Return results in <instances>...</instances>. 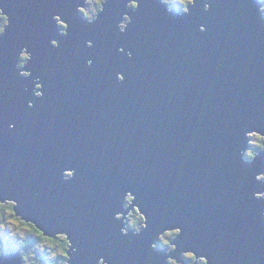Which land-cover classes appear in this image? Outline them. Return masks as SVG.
Listing matches in <instances>:
<instances>
[{
    "label": "water",
    "instance_id": "water-1",
    "mask_svg": "<svg viewBox=\"0 0 264 264\" xmlns=\"http://www.w3.org/2000/svg\"><path fill=\"white\" fill-rule=\"evenodd\" d=\"M87 1L0 0V202L69 264H264L263 0Z\"/></svg>",
    "mask_w": 264,
    "mask_h": 264
},
{
    "label": "flooded vegetation",
    "instance_id": "flooded-vegetation-1",
    "mask_svg": "<svg viewBox=\"0 0 264 264\" xmlns=\"http://www.w3.org/2000/svg\"><path fill=\"white\" fill-rule=\"evenodd\" d=\"M92 5H93V2H92V0H88L87 1V5L83 8V11H84V13L87 15V16H89V14H88V9H90V8H92ZM102 7V2L101 3H99L98 4V7L96 8V10H99L100 8ZM90 18H91V15H90ZM27 59V56H26V53L24 54V56L22 55V58H21V63H20V67H22V65H23V63H24V61ZM40 89L41 88V85L40 84H38V86H37V89ZM41 92V91H40ZM40 92H38L37 94L38 95H40L41 93ZM30 99V98H29ZM26 100V101H29V105H30V103H31V101L30 100ZM252 140H253V142H254V144L255 145H252V144H250L251 145V147L248 149L249 150V152H254L253 154H251V158L258 152V151H260L261 149L262 150H264L263 148H264V138L263 137H261V136H259V135H254L253 137H252ZM261 147V148H260ZM259 148V149H258ZM256 149H258L257 151H255ZM249 152H248V154H249ZM68 174H70V173H68ZM69 176V175H68ZM132 201V198L131 199H127V203H126V206L128 205V204H130L131 203V201ZM131 206V205H130ZM130 206H128V207H130ZM127 207V208H128ZM126 215V216H125ZM125 215H122V216H120V217H123L125 220H126V230L127 229H134V230H136V231H139V229H143L144 228V226H145V217L143 216V214L138 210V208L135 206V208H131L130 209V213L129 214H125ZM21 222H24V221H22L21 220ZM25 228H27V230L30 232V234H32V235H36L37 234V238L39 239V240H43V242H44V244L45 245H42V247L40 248V249H42L43 250V252L42 251H39V252H36L35 254L37 255V257L39 256V257H42L43 255H45V251H47V253H48V256H47V259H40V261H41V264H54L55 262H56V259L58 258V257H60V256H64V253L63 254H61L60 252H61V250H63V246H56V250L54 251H49L48 249L49 248H52V247H55V245H57V243H58V241L57 242H54V240H52V237H48V236H44V234L40 231V230H38L37 228V232H35L34 231V228H32L31 227V225H25V224H23V223H21V229H25ZM34 232V233H32V232ZM39 233L40 234H42L44 237H47L49 240H51L53 243H54V245L53 246H49V244L50 243H52V242H50V241H46V239L44 240V238L42 239L40 236H39ZM176 234H177V232L176 233H174L173 231L172 232H170V233H165L163 236H162V238H161V241L160 242H158L157 244H155V245H164L165 243H164V236H167V237H171L172 235H174L173 236V238H172V240L174 239V237L176 236ZM58 236V235H57ZM56 236V237H57ZM60 236H62V235H60ZM63 236H65V235H63ZM54 238V237H53ZM172 240H171V243L170 244H168V245H172ZM10 241H13L14 242V240H10ZM47 242H50V243H47ZM62 242V241H61ZM164 243V244H163ZM10 245H7V247H9ZM6 247V246H5ZM11 247L12 248H14L15 250H20V247H16V246H12L11 245ZM164 247H168L167 246V244H165V246ZM22 249H24V248H22ZM52 249H54V248H52ZM68 250V249H67ZM50 252V253H49ZM54 253V256L53 257H49V255H52ZM38 257V258H39ZM171 258V257H170ZM170 258H169V262L172 264V261L170 260ZM34 260V257H31L30 258V262H31V264H35V262L33 261ZM25 262H26V257H24V263L23 264H25ZM64 262H61V263H59V264H63ZM56 264V263H55ZM184 264H190V263H185L184 262ZM202 264H206V262L205 261H203L202 262Z\"/></svg>",
    "mask_w": 264,
    "mask_h": 264
},
{
    "label": "rangeland",
    "instance_id": "rangeland-1",
    "mask_svg": "<svg viewBox=\"0 0 264 264\" xmlns=\"http://www.w3.org/2000/svg\"><path fill=\"white\" fill-rule=\"evenodd\" d=\"M103 1L104 0H92V2H93V8L88 9V14H89L88 17L90 18V15H91V18L90 19H94L95 18L96 14L101 9L100 8L99 10H96V8L98 7V4L101 3V2H103ZM177 2L182 3L183 5L186 6V5H188L191 2V0H177ZM183 5H180L178 3H175V1L173 2V7H177L179 9H182L183 8ZM130 6L132 7L134 5H132V3H131ZM263 7H264V0H263ZM4 25H5V23H4ZM1 28L2 27H0V30H2ZM24 54H23V56H24ZM26 56H27V54H26ZM250 144L255 145L254 142H253V140L250 142ZM248 152H249V150H248ZM131 198L133 199V195L132 194H129L128 195V200L131 199ZM132 201H131L130 205L132 204ZM120 216H121V214H120ZM2 231H3V229L0 232H2ZM139 231H141V229H139ZM174 233H176V232H174ZM4 235H8L13 240L16 237H18V240L20 241V243L18 242V245H20V250L22 251L23 256L27 258L26 264H31V262H30V258L31 257H34V260L33 261L35 262V264H41L40 259L37 257V255L35 254V252H37V250L40 249L42 247V245H45L44 244L45 241L43 242V241L39 240L37 238V234H36L34 237H35V242L37 244H35L33 248H31V246H29L28 247L29 249H26V248L25 249H22L23 248L21 246L22 245V239H24L27 235H31V234L27 230V228L21 229V221L19 222V221H8L7 220V225L5 226V229H4ZM39 236H40V233H39ZM41 236H43V235H41ZM32 238L33 237H31V239ZM165 240H167V236H164V241ZM46 241L52 242L51 240H49L47 238H46ZM50 242H47V243H50ZM53 245H54L53 242L49 244L50 247L53 246ZM56 246L57 245H55V247H52L54 249L49 248L48 250L50 252L53 251V250L55 251L57 249ZM167 246H168L167 247L168 248V251L174 252L173 250L175 249L174 248L175 246L173 244L172 245H167ZM53 256H54V253L52 255H49V257H53ZM188 258H191V260L184 261L185 263L194 264L196 262V260H197L192 252H191V254H188ZM171 261H172V264H175V260H171ZM198 261H199V263L202 264V262L205 261V258L204 257H201V258L198 259ZM66 262H67V260H64V264ZM68 264H69V262H68ZM101 264H107V263L101 260ZM177 264H182V263L181 262H177Z\"/></svg>",
    "mask_w": 264,
    "mask_h": 264
},
{
    "label": "trees",
    "instance_id": "trees-1",
    "mask_svg": "<svg viewBox=\"0 0 264 264\" xmlns=\"http://www.w3.org/2000/svg\"><path fill=\"white\" fill-rule=\"evenodd\" d=\"M175 1V0H174ZM171 2V0L169 1ZM92 8H93V5H92ZM4 23L6 24L7 23V20L6 18L4 17L3 20L1 19L0 17V27H2L1 29H3V25ZM261 148V147H260ZM259 149V148H258ZM258 149H256L255 151H257ZM254 152H249L250 156L251 154H253ZM7 220L8 221H21V218L20 217H17L15 214H14V211H13V203L12 202H7V203H1L0 202V231L3 229L2 232H0V251L7 245H11L12 246H16V247H20V245H18V242L20 243V241L18 240V237H16L14 239V242L13 241H10V240H13L11 239V237H9L8 235H4V229H5V226L7 225ZM23 221V220H22ZM25 225H31L32 228H34V231L37 232V229H36V226L32 223H29V222H21ZM30 231V230H29ZM32 232V231H31ZM34 233V232H32ZM42 234H40V237L44 240L47 238V237H44V236H41ZM35 235L32 236L31 235H27L24 239H22V247L25 249H29L28 247L31 246V248L34 247L35 244H37L35 242ZM174 235H172L171 237H167V240L164 241L165 244H170L171 243V240L173 238ZM31 237H33L31 239ZM48 239V238H47ZM52 240H54V242H57V246H63V250H61V254L64 253V256H60L56 259V264H59L61 262H64V260H67V249L69 248V241L67 240V238L65 236H60L58 235L57 237H52ZM43 241V240H42ZM62 241V242H61ZM163 243V244H164ZM164 244V245H165ZM27 246V247H26ZM39 251H42V249H38L37 252ZM36 253V252H35ZM47 256H48V253L47 251H45V255H43L42 257H39V259H47ZM41 262V261H40ZM54 263V264H55Z\"/></svg>",
    "mask_w": 264,
    "mask_h": 264
},
{
    "label": "clouds",
    "instance_id": "clouds-1",
    "mask_svg": "<svg viewBox=\"0 0 264 264\" xmlns=\"http://www.w3.org/2000/svg\"><path fill=\"white\" fill-rule=\"evenodd\" d=\"M162 2L164 3V4H166V5H168L169 6V10H171L172 9V7H173V2H174V0H171V2H169V0H162ZM175 3H178V4H180V5H183L182 3H179V2H177V0H175ZM195 3V0H191V3L189 4V5H193ZM131 5V2H130V4H129V7L130 8H132V9H136L137 7H135V8H133V7H131L130 6ZM189 5L186 7L185 5H183V13H188L189 12ZM210 8H211V5L210 4H206L205 5V10L207 11V10H210ZM261 12L262 13H264V7H262L261 8ZM127 15H125V17H126ZM124 17V18H125ZM56 18V17H55ZM131 20V19H130ZM130 20L127 22V24L130 22ZM124 23V21L120 24V29H121V31L123 32V31H125L126 30V28H127V25H126V27H121V25ZM201 31H205L206 29L203 27V26H201V29H200ZM53 44V43H52ZM88 46L89 47H91L92 46V42L91 41H89L88 42ZM121 51H123V49L121 48L120 49ZM128 55H129V57H131L132 56V53L129 51V53H128ZM88 65L89 66H91L92 65V63H93V61L92 60H89L88 62ZM24 76V75H23ZM24 77H26V76H24ZM37 79H39V78H37ZM118 79L121 81V82H123L124 81V79H125V77H124V75L123 74H118ZM40 92V91H39ZM41 94L40 95H38L37 94V92H36V95L38 96V97H42V95H43V93L42 92H40ZM30 107L31 106H33L31 103H30V105H29ZM13 127H14V125H13ZM250 155V154H249ZM251 157V156H250ZM73 172H74V170H73ZM74 177V175L71 177V178H73ZM65 178L66 179H69L68 177H66L65 176ZM145 227H146V225H145ZM122 231L125 233V234H127V231L128 230H126V228L125 229H122ZM140 231H136V233H139ZM154 247V246H153ZM69 249V248H68ZM67 253H68V250H67ZM67 259H68V255H67ZM168 264H169V262H168Z\"/></svg>",
    "mask_w": 264,
    "mask_h": 264
},
{
    "label": "bare ground",
    "instance_id": "bare-ground-1",
    "mask_svg": "<svg viewBox=\"0 0 264 264\" xmlns=\"http://www.w3.org/2000/svg\"><path fill=\"white\" fill-rule=\"evenodd\" d=\"M62 32H64V31H62ZM65 33V32H64ZM68 262V261H67ZM67 262L65 263V264H67Z\"/></svg>",
    "mask_w": 264,
    "mask_h": 264
}]
</instances>
